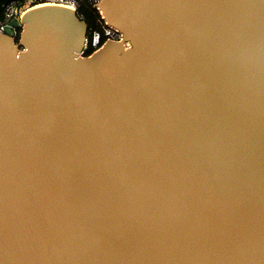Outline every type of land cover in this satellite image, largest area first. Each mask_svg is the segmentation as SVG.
I'll use <instances>...</instances> for the list:
<instances>
[{
  "label": "water",
  "instance_id": "1",
  "mask_svg": "<svg viewBox=\"0 0 264 264\" xmlns=\"http://www.w3.org/2000/svg\"><path fill=\"white\" fill-rule=\"evenodd\" d=\"M99 6L0 33V264H264V0Z\"/></svg>",
  "mask_w": 264,
  "mask_h": 264
},
{
  "label": "built area",
  "instance_id": "2",
  "mask_svg": "<svg viewBox=\"0 0 264 264\" xmlns=\"http://www.w3.org/2000/svg\"><path fill=\"white\" fill-rule=\"evenodd\" d=\"M89 5L95 9L99 15V30L89 29L83 51L79 53L82 58H89L98 52L107 42L123 43L125 49L131 47L130 43L124 41L123 34L115 27L109 25L103 16L101 7L99 6L103 0H87ZM42 6H62L75 10L77 13L80 7V0H45L38 3L37 0H25L23 2H11L5 8L4 20L0 22V33L9 23L20 21L22 16L28 11ZM15 30V29H14ZM124 41V42H123ZM24 51V49H21Z\"/></svg>",
  "mask_w": 264,
  "mask_h": 264
},
{
  "label": "trees",
  "instance_id": "3",
  "mask_svg": "<svg viewBox=\"0 0 264 264\" xmlns=\"http://www.w3.org/2000/svg\"><path fill=\"white\" fill-rule=\"evenodd\" d=\"M25 0H0V22L4 20L5 16V8L6 6L11 2H23ZM38 3L43 2L45 0H37ZM78 17L81 19V21L85 22L89 29H96L99 30V24L98 21L100 20L99 13L93 9L87 0H80V7L79 11L77 12ZM20 34L21 30H18V35L16 37V43H19L20 41ZM89 34V31H88ZM87 34V36H88Z\"/></svg>",
  "mask_w": 264,
  "mask_h": 264
}]
</instances>
